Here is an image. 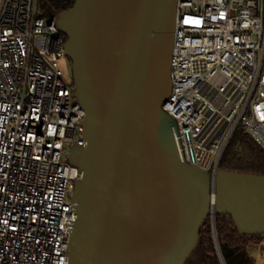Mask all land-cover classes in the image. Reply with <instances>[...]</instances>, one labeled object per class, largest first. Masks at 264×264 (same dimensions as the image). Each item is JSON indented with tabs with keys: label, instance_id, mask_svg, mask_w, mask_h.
I'll use <instances>...</instances> for the list:
<instances>
[{
	"label": "water",
	"instance_id": "1",
	"mask_svg": "<svg viewBox=\"0 0 264 264\" xmlns=\"http://www.w3.org/2000/svg\"><path fill=\"white\" fill-rule=\"evenodd\" d=\"M178 0H75L56 16L67 40L84 148L67 163L81 174L67 264H186L207 220L241 236L264 235V177L179 160L171 93Z\"/></svg>",
	"mask_w": 264,
	"mask_h": 264
},
{
	"label": "built area",
	"instance_id": "2",
	"mask_svg": "<svg viewBox=\"0 0 264 264\" xmlns=\"http://www.w3.org/2000/svg\"><path fill=\"white\" fill-rule=\"evenodd\" d=\"M173 37L179 160L214 175L238 127L264 150V0H178ZM65 43L39 0H0V264L68 263L86 112Z\"/></svg>",
	"mask_w": 264,
	"mask_h": 264
},
{
	"label": "trees",
	"instance_id": "3",
	"mask_svg": "<svg viewBox=\"0 0 264 264\" xmlns=\"http://www.w3.org/2000/svg\"><path fill=\"white\" fill-rule=\"evenodd\" d=\"M75 0H39V8L43 18L56 17L61 12L74 6ZM65 41L67 38L63 35ZM219 169L245 175L264 177V150L241 127L233 134L219 163ZM216 240L220 252L228 262L238 257L240 264H253L245 250L252 244L264 242L263 236L249 237L237 233L228 217L216 216ZM244 255V256H243ZM186 264H221L212 233V225L207 220L199 234V242Z\"/></svg>",
	"mask_w": 264,
	"mask_h": 264
},
{
	"label": "rangeland",
	"instance_id": "4",
	"mask_svg": "<svg viewBox=\"0 0 264 264\" xmlns=\"http://www.w3.org/2000/svg\"><path fill=\"white\" fill-rule=\"evenodd\" d=\"M71 66H72L71 61L68 58H66L65 60L61 62V69L64 72L65 76L68 78H72ZM68 147L69 146H67V148ZM66 155L67 154H65V156ZM253 243L250 244L245 250V253L248 256V259L253 264H264V242L259 245H255Z\"/></svg>",
	"mask_w": 264,
	"mask_h": 264
},
{
	"label": "crops",
	"instance_id": "5",
	"mask_svg": "<svg viewBox=\"0 0 264 264\" xmlns=\"http://www.w3.org/2000/svg\"><path fill=\"white\" fill-rule=\"evenodd\" d=\"M244 256V255H243ZM238 258V257H237ZM238 261H239V258H238Z\"/></svg>",
	"mask_w": 264,
	"mask_h": 264
}]
</instances>
